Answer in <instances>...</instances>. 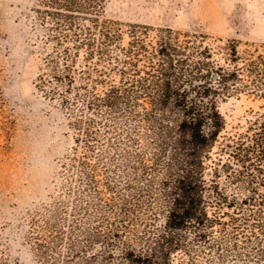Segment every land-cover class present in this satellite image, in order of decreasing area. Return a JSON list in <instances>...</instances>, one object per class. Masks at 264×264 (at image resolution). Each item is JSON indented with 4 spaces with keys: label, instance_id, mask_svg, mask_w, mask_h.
Here are the masks:
<instances>
[{
    "label": "trees",
    "instance_id": "obj_1",
    "mask_svg": "<svg viewBox=\"0 0 264 264\" xmlns=\"http://www.w3.org/2000/svg\"><path fill=\"white\" fill-rule=\"evenodd\" d=\"M107 1L33 8L35 85L72 131L55 194L27 217L35 255L44 264H264V111L221 134L219 110L244 92L264 107V47L122 23L104 16Z\"/></svg>",
    "mask_w": 264,
    "mask_h": 264
},
{
    "label": "rangeland",
    "instance_id": "obj_2",
    "mask_svg": "<svg viewBox=\"0 0 264 264\" xmlns=\"http://www.w3.org/2000/svg\"><path fill=\"white\" fill-rule=\"evenodd\" d=\"M35 2L0 0V257L11 264H44L26 238L27 217L55 194L72 144L65 113L35 85L42 64ZM104 16L207 34L214 46L235 38L240 51L264 47V0H108ZM219 110L221 134L243 131L263 100L244 92L221 100Z\"/></svg>",
    "mask_w": 264,
    "mask_h": 264
}]
</instances>
